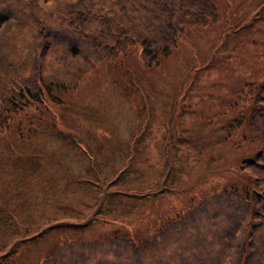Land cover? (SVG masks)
Masks as SVG:
<instances>
[{"label": "rangeland", "instance_id": "374dc122", "mask_svg": "<svg viewBox=\"0 0 264 264\" xmlns=\"http://www.w3.org/2000/svg\"><path fill=\"white\" fill-rule=\"evenodd\" d=\"M216 4L218 21L189 27L157 65L147 64L136 42L122 61L102 60L58 90L62 102L30 106L39 129L0 137V264L36 258L55 233L91 238L137 229L136 240L145 239L180 209L250 179L240 161L264 139L253 134L248 111L230 139L219 127L235 119L236 111L222 110L245 82L264 80V0ZM94 170L104 173L99 185ZM111 181L120 192L106 199ZM73 216L97 221L31 239L39 221Z\"/></svg>", "mask_w": 264, "mask_h": 264}, {"label": "trees", "instance_id": "16d2710c", "mask_svg": "<svg viewBox=\"0 0 264 264\" xmlns=\"http://www.w3.org/2000/svg\"><path fill=\"white\" fill-rule=\"evenodd\" d=\"M218 19L216 0H0V137L14 130L24 138L39 129L42 123L30 119L29 107L44 111L46 98L62 102L56 92L75 86L98 62L122 61L140 42L152 67L189 27ZM229 110L237 114L236 121L219 127L225 140L243 125L248 111L246 121L263 141L264 80L245 82L238 99L226 103L222 112ZM239 169L250 179L180 209L145 239L136 240L141 237L137 229L132 235L91 238L53 232L52 243L24 264H264V141L240 161ZM100 172L101 177L93 173L97 185ZM89 174L85 180L91 182ZM110 183L106 199L120 192L118 181ZM73 218L77 221H39L30 237L58 228L83 229L97 221ZM17 246L7 255L15 254Z\"/></svg>", "mask_w": 264, "mask_h": 264}]
</instances>
